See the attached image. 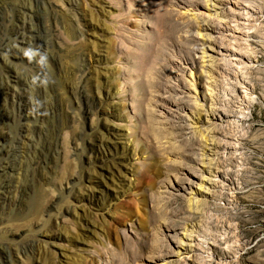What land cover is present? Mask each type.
Returning <instances> with one entry per match:
<instances>
[{
  "label": "rangeland",
  "instance_id": "374dc122",
  "mask_svg": "<svg viewBox=\"0 0 264 264\" xmlns=\"http://www.w3.org/2000/svg\"><path fill=\"white\" fill-rule=\"evenodd\" d=\"M228 1L0 0V264H264V0Z\"/></svg>",
  "mask_w": 264,
  "mask_h": 264
},
{
  "label": "bare ground",
  "instance_id": "6f19581e",
  "mask_svg": "<svg viewBox=\"0 0 264 264\" xmlns=\"http://www.w3.org/2000/svg\"><path fill=\"white\" fill-rule=\"evenodd\" d=\"M215 1H224L226 3H230V1L228 0H215ZM183 5L184 2H181ZM223 8V7H221ZM236 8H238V5H236ZM214 10V9H213ZM246 10V9H245ZM216 13V12H215ZM236 13H239V12H236ZM213 14V13H212ZM198 27V31H196L194 33V36L196 38H198L201 42H204V41H212L211 40V36L209 37L210 34H208L207 32L209 31H212V30H215L214 26L210 25V24H197L196 25ZM17 29V28H16ZM195 29V28H194ZM200 30V31H199ZM21 31V30H20ZM13 34V33H12ZM248 37L252 36V35H247ZM15 37V36H14ZM200 42V43H201ZM5 43V42H4ZM3 43V44H4ZM13 43V42H12ZM2 44V45H3ZM8 44V43H7ZM215 44V43H214ZM12 45V44H11ZM13 47V46H12ZM219 47L220 46H216V45H213L212 43H208L207 46H205V48H202V51L200 53V56L198 57L200 59V61L202 62V66L204 68H207V72H210L212 70H215V67L216 65H218L219 63H215V55L214 54H218V52H220L219 50ZM224 48V47H223ZM3 49V48H2ZM17 49V48H16ZM2 55V54H1ZM231 55V54H230ZM229 57V56H228ZM230 59L232 60H236L237 57H231V58H226L224 59V63H228L229 67L230 65H233V63L230 62ZM223 63V62H222ZM223 63V64H224ZM224 66H227V65H224ZM228 67V66H227ZM222 68V67H221ZM228 69V68H226ZM224 70V69H223ZM207 72H205L207 74ZM210 74V73H209ZM209 76V75H208ZM8 254V253H7ZM1 261V260H0Z\"/></svg>",
  "mask_w": 264,
  "mask_h": 264
}]
</instances>
